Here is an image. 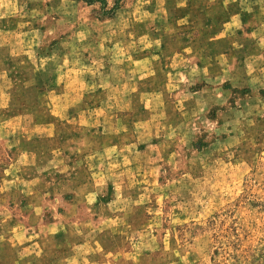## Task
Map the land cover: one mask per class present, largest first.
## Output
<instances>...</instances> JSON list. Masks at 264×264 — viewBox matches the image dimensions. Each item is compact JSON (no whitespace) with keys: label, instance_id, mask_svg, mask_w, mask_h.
<instances>
[{"label":"rangeland","instance_id":"1","mask_svg":"<svg viewBox=\"0 0 264 264\" xmlns=\"http://www.w3.org/2000/svg\"><path fill=\"white\" fill-rule=\"evenodd\" d=\"M101 13L99 2L0 0V42L15 53L0 57L19 78L24 49L56 61L69 43L55 42L73 32L93 76L77 107L107 98L83 125L62 110L34 117L31 97L0 109L15 116L8 136L45 119L55 140L93 145L72 152L74 169L28 177L30 193L11 196L41 226L28 264H264V0H119Z\"/></svg>","mask_w":264,"mask_h":264},{"label":"crops","instance_id":"2","mask_svg":"<svg viewBox=\"0 0 264 264\" xmlns=\"http://www.w3.org/2000/svg\"><path fill=\"white\" fill-rule=\"evenodd\" d=\"M67 43H69V50L65 48L59 51L55 58L56 61L52 59L54 56L49 54H37L38 45L32 43L31 48L23 50L24 53L29 54L25 61L28 71L19 78L18 71L13 67L15 53L12 45L0 42V49L8 46L13 51L10 53L13 58L0 57V109L16 108L20 105L21 97L23 99L31 97L25 102L29 103L31 113H37V115H33L34 117H41L47 111L52 113L62 110L67 122L69 118H75L79 125H83L95 117L98 108L104 107L107 103V98L104 95L96 104L77 107L76 104L79 100L73 99V96L77 93L79 81H82L80 82L82 84H88L81 92L82 97L87 95L89 90L91 91L89 83L93 80V76L86 73L88 67H83V65L88 66L92 59L89 56L83 59L82 56H73V32L68 40L55 42L54 49L59 45L68 46ZM9 60H12L13 64ZM20 79L19 88L16 81ZM62 97L65 99L63 107L56 106L55 99ZM40 113L42 114L40 115ZM14 118L15 116L0 117V146L3 148V159L6 161L4 166L0 167L3 176L0 180V262L28 264L29 252L24 253V247L29 245L33 236H39L41 226L33 227L27 221L28 216L25 214V210H27V206H30L29 202H24L22 199L18 202L11 196L15 193H30L28 177H44L53 174V172H62V168L64 170L74 169L72 152L80 151L83 148L92 150L93 145L87 138L79 141L81 137L77 139L63 137L61 141L60 139L55 140L56 136L53 131L47 133L46 127L52 129V125H48L45 119L37 122L32 120L31 124L26 121L19 122L17 127L22 128L24 133H20L17 137L8 136L6 134H9V130L16 126ZM31 129H35V133H28ZM71 142H73V151H70L72 149ZM58 143L62 145L63 163H61L62 159H59L61 152L58 148L53 149V145ZM19 144L22 147L19 148ZM13 147L18 149L16 153L11 151ZM35 186L34 184L33 187ZM33 187L31 191H33ZM8 243L11 247L14 245L18 247L16 255L4 248Z\"/></svg>","mask_w":264,"mask_h":264},{"label":"trees","instance_id":"3","mask_svg":"<svg viewBox=\"0 0 264 264\" xmlns=\"http://www.w3.org/2000/svg\"><path fill=\"white\" fill-rule=\"evenodd\" d=\"M87 4H93L96 2H99L101 4L102 8V13L100 14L99 17L101 18H108L113 16L115 10L118 8L119 0H115L113 5L110 8H105L106 7V0H82Z\"/></svg>","mask_w":264,"mask_h":264}]
</instances>
